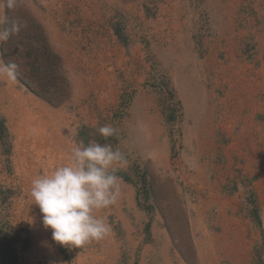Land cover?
<instances>
[{"label": "rangeland", "instance_id": "rangeland-1", "mask_svg": "<svg viewBox=\"0 0 264 264\" xmlns=\"http://www.w3.org/2000/svg\"><path fill=\"white\" fill-rule=\"evenodd\" d=\"M90 1L79 0L76 11L82 17L74 25L59 0H17L14 9L0 0V18L7 20L0 30L10 28L13 20L27 24L0 42V264H178L187 257L191 262L195 247L188 209L215 204L217 200L208 197L205 189L218 177L212 169L214 176L206 177V186L188 188L192 177L201 178L202 167L195 163L196 152L185 151L187 118L171 70L152 54L147 39L141 41L150 51L144 84L141 72L138 79L133 71L107 69L116 61L106 49L120 52L122 47L129 55L138 41V26L120 18L101 23L106 7L121 1ZM96 4L103 11L97 23L86 17L95 12ZM50 17L54 22L48 21ZM30 51L32 56L27 55ZM10 63L18 65L15 79L7 75ZM138 82L152 94L153 104L149 97L139 105L133 103ZM76 114L91 117L73 119ZM42 117H55L57 134L74 138V145L110 144L127 159L117 175L122 193L126 185L135 188L133 207L120 196L114 206L97 212L111 226L110 234L100 241L69 249L53 241L52 230L43 226L39 207L30 196L31 181L60 166L53 152L64 144L54 149L45 144L32 147L36 143L31 139L44 133L31 134L29 122L37 121L41 130L46 126ZM106 124L117 130L115 135L105 138L98 132ZM49 132L45 134L50 136ZM257 253V264H264V247Z\"/></svg>", "mask_w": 264, "mask_h": 264}, {"label": "crops", "instance_id": "crops-1", "mask_svg": "<svg viewBox=\"0 0 264 264\" xmlns=\"http://www.w3.org/2000/svg\"><path fill=\"white\" fill-rule=\"evenodd\" d=\"M119 1L113 8L106 7L101 23H115L119 18L135 23L138 41L129 55L122 47L120 52L107 48L116 61L107 69L133 71L138 79L141 72L144 84L150 51L141 41L147 39L152 54L171 70L172 85L187 118L185 151L196 152L195 163L202 167L201 178L192 177L188 188L199 189L207 184L206 177H218L208 188L205 185L215 204L210 201L208 207L188 209L195 257L178 264H257V250L264 247V0ZM58 5L66 10L68 22L78 24L79 0H59ZM95 7L86 17L97 23L103 11ZM124 53L127 56L118 59ZM137 86L133 103L150 99L153 104L145 85L138 82ZM39 103L56 111L46 101ZM82 117L91 115L72 118ZM54 118L42 117L46 124L42 131L37 121L29 122L31 134L44 133L31 143H36L33 148L63 143L53 152L63 165L76 142L57 134ZM121 197L133 207L135 188L126 185Z\"/></svg>", "mask_w": 264, "mask_h": 264}, {"label": "clouds", "instance_id": "clouds-1", "mask_svg": "<svg viewBox=\"0 0 264 264\" xmlns=\"http://www.w3.org/2000/svg\"><path fill=\"white\" fill-rule=\"evenodd\" d=\"M4 6L14 9L17 0H4ZM7 23L0 18V25ZM26 22L13 20L10 28L0 30V42L18 34ZM18 65L10 63L7 75L15 79ZM105 138L116 134L111 125L98 128ZM127 164L125 155L110 144L83 141L70 150L69 161L31 181L30 196L42 214L43 226L52 230V240L61 246L81 248L91 241H100L111 232L101 209L114 206L121 194L118 171Z\"/></svg>", "mask_w": 264, "mask_h": 264}, {"label": "trees", "instance_id": "trees-1", "mask_svg": "<svg viewBox=\"0 0 264 264\" xmlns=\"http://www.w3.org/2000/svg\"><path fill=\"white\" fill-rule=\"evenodd\" d=\"M2 55H3V58L6 60V56H5V53H4V50H2ZM27 55L28 56H32V52L30 51V52H28L27 53ZM39 57H38V55H37V58L36 59H38ZM9 61V60H8ZM18 72V71H17ZM15 74H16V71H15ZM19 74V73H18ZM20 75V74H19ZM27 87L29 88V89H31L28 85H27ZM32 90V89H31ZM46 99V98H45ZM1 126H2V128L3 129H5V124H3V121L1 122Z\"/></svg>", "mask_w": 264, "mask_h": 264}]
</instances>
